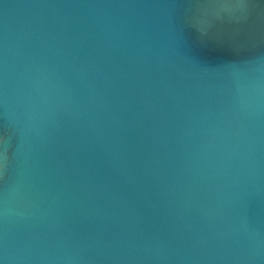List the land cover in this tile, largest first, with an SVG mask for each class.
Listing matches in <instances>:
<instances>
[{"label": "water", "instance_id": "water-1", "mask_svg": "<svg viewBox=\"0 0 264 264\" xmlns=\"http://www.w3.org/2000/svg\"><path fill=\"white\" fill-rule=\"evenodd\" d=\"M0 264H264V0H0Z\"/></svg>", "mask_w": 264, "mask_h": 264}]
</instances>
